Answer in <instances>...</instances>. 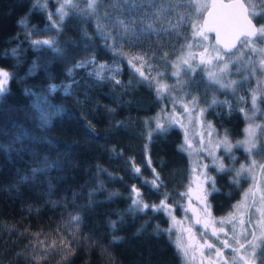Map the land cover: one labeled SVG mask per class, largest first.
<instances>
[{
	"label": "trees",
	"instance_id": "16d2710c",
	"mask_svg": "<svg viewBox=\"0 0 264 264\" xmlns=\"http://www.w3.org/2000/svg\"><path fill=\"white\" fill-rule=\"evenodd\" d=\"M61 2L0 0V67L10 73L7 91L0 95V264H37V260L39 264H183L173 231H165L171 229L167 214L129 211L131 188L136 185L149 204H159L168 192L169 203L175 204L173 213L181 214L180 193L187 188L191 171L189 156L179 150L182 132L174 126L148 140L149 127L155 128V115L167 107L168 97L159 98L155 86L143 81L128 63L135 51L125 47L126 55L117 56L104 46L95 34L94 19L70 12L59 32L49 31L48 15L56 13ZM32 30L42 34L31 39L53 38L62 51L38 53L27 39ZM187 36L191 39L190 30ZM93 58L94 63L84 69L74 67ZM100 64L119 71L106 68L103 80L89 75ZM159 65L154 64L152 71L143 65L146 75L163 72L164 77L157 79L174 83L170 65ZM253 80L235 95L222 90L207 93L209 102L215 95L234 106L231 112L227 106L217 107L203 117L216 133L227 131L231 142L242 136L246 119L240 108H250V89L257 88ZM196 84L203 94L207 77L199 69L193 88ZM50 85L61 87L49 91ZM242 95H246L243 102ZM258 104L264 109V103ZM42 110L51 113L44 126ZM34 153L39 160H34ZM231 155L235 160L219 153L233 169L230 174L208 168L218 189L208 197L213 219L228 214L247 185L246 176L233 183L235 169L249 159L247 153L234 148ZM149 157L166 184L159 192L144 184L153 178ZM45 158L58 166L31 182L21 179L34 167H44ZM133 160L141 168L139 176L132 171ZM72 215L80 216L78 227L71 222Z\"/></svg>",
	"mask_w": 264,
	"mask_h": 264
},
{
	"label": "snow or ice",
	"instance_id": "6c2138e0",
	"mask_svg": "<svg viewBox=\"0 0 264 264\" xmlns=\"http://www.w3.org/2000/svg\"><path fill=\"white\" fill-rule=\"evenodd\" d=\"M70 12H79L82 16L94 19L95 34L103 39L104 46L111 49L115 55H126L125 47L135 51L128 59V63L135 68L143 81L155 86L159 98H170L171 110L162 108L161 114L155 118V128L149 127V142L153 136L164 135L174 126H179L185 129L186 134L179 150L188 152L189 155H192L193 151L206 152L216 165L217 172L230 174L233 171L225 165L222 157L216 155L217 148L222 147L233 160H235V156L231 155L233 149L242 148L251 158L249 163L241 164L239 169H235L233 183L238 184L243 177L251 176L253 184L244 192L239 205L233 206L234 211L218 222L212 218L211 204L208 202L209 195L218 191L215 180L203 171L208 168L207 164H197L193 167L187 191L180 193V196L189 198L185 212L193 211L194 223L203 226L204 231L198 233L200 237H207L210 232L218 244L208 238H204L201 243L191 227L183 228V233L187 234V241L178 245L183 255L193 261L199 256L201 264L205 260L207 264H258V262L264 264V180L257 179L258 176H264V124L255 122L257 113L264 116V109L258 106V103H264V0H229L228 3H224L223 0H62L56 13L48 15L50 21V25L46 26L48 30L55 29L59 32ZM54 16L57 19H53ZM189 30L191 39L187 36ZM41 34L42 32L37 30L29 32L27 39L31 40V47L34 50L38 53L48 49L57 53L62 51L53 38L31 39L32 36ZM209 34H214V43L210 42ZM182 37L185 43L180 44ZM193 48L201 50L193 51ZM16 52L17 50L13 49V55H16ZM135 62H140L141 67H137ZM157 62H160L159 66L165 68L170 65L171 77H175L174 83L168 84L162 79H157L164 77L163 72L150 76L142 70L143 65L147 64L149 71H152ZM93 63L94 58L78 62L74 67L84 69ZM35 67L39 65L34 64ZM106 68L105 64H100L95 71L89 72V75L103 80L106 78ZM198 69L207 77L203 94L200 92L199 84L193 88L198 78ZM107 70L119 71L111 68ZM68 71L71 73L73 69ZM233 75L238 78L234 79ZM252 78H257V88L250 89L251 107L240 108V112L248 121L244 129V139L233 144L228 138L227 131L223 137L216 139L212 135V125L209 122L207 145L201 137L199 148L194 149L193 142L187 138L188 124L202 123L204 114L217 107L227 106L230 112L234 110L229 101H220L215 95L209 102L207 93L222 90L235 95L243 91ZM9 79L10 73L0 69V95L7 91ZM116 83L119 84L120 81L117 80ZM57 87L61 86L50 85L49 91ZM65 91L68 92L67 87ZM246 95L240 96L239 100L245 101ZM38 102H42V98H39ZM201 104L204 107H201ZM177 105L183 109L182 112L178 111ZM50 115L51 113L41 111V126L48 123ZM145 125L149 126L150 121L146 120ZM147 148L146 144V151ZM257 156L260 160L255 158ZM33 157L34 160H39L38 154L34 153ZM43 164L44 167H34L30 175L21 179L31 182L38 174L46 175L47 169L58 166L48 158H45ZM147 164L152 168L153 178L144 181V184H150L152 190L159 192L166 187L165 181L157 169L152 167L150 157ZM132 171L136 176L141 174V168L134 160ZM206 181L211 182L210 188L204 187ZM193 192L197 205L195 208L192 206ZM89 195L91 196V193ZM169 200L170 194L165 192L159 204H149L145 202L140 188L133 185L129 211L146 213L151 209L153 212H164L175 224L177 223L173 214L175 204L169 203ZM79 221V215L71 216V222H74L76 227L79 226ZM116 224L117 222H112L113 229L116 228ZM165 231L170 232L171 229ZM116 241L117 238L114 236L113 242ZM61 244L65 248L68 247L63 240ZM225 249L231 250V259L225 254ZM47 251L45 248L39 254L40 257L43 258ZM32 259L35 260L36 257L33 256Z\"/></svg>",
	"mask_w": 264,
	"mask_h": 264
},
{
	"label": "rangeland",
	"instance_id": "374dc122",
	"mask_svg": "<svg viewBox=\"0 0 264 264\" xmlns=\"http://www.w3.org/2000/svg\"><path fill=\"white\" fill-rule=\"evenodd\" d=\"M210 42L213 43L212 39H211V36H210ZM199 50H201V49L193 48V51H199ZM137 67H141V66H137ZM0 69H3V68L0 67ZM142 70L145 72V74H148V70L146 68L142 67ZM253 81L255 82V86L257 87V78H254ZM169 99L170 98H168V105H167L166 108H167V110L170 111L171 110V104L169 102ZM249 101H250V107H251L250 97H249ZM258 106L260 107L261 105L258 104ZM177 109H178V111H181V112L183 111V109L180 108L179 105H177ZM159 114H161V111L158 112L155 115V118ZM257 117H258V120H256L255 122L264 124V116H261L260 113H257ZM154 121H155V119H154ZM208 123L209 122L203 120L202 123L193 122V123L188 124V127H187V138L190 139L193 142L194 149L199 148L201 137H203L204 144L207 145L208 140H209V136H208L209 129L207 128V124ZM247 124H248V121L246 120V124L244 126V129L247 127ZM177 127L182 132V144H183L184 141H185V138H186L185 129H183V128L179 127V126H177ZM244 129H243V133H242L241 138H239L236 141L244 139V136H245ZM212 135L216 139H219V138L224 136L222 134L216 133V131L213 128H212ZM236 141H234L232 143L235 144ZM220 152L227 153V152L224 151V149L222 147L216 149V155L219 156ZM186 154L189 156L190 170L191 171H192L193 167H195L197 164H200V165L207 164L208 168L212 167V166L216 168V165L213 164V162H212V158L210 156H208L206 152L197 153L196 151H193L192 155H189L188 152H186ZM250 159L251 158H249L247 160V162L242 163V164L249 163ZM240 165L238 166V169L240 168ZM208 168L207 169H203V171H205L208 175H210ZM191 171H190V173H191ZM198 171H200V169H198ZM257 171H259V170H257ZM246 177H247V185H246L245 189L243 190V192L241 193V195L239 196L238 200L234 203V205H239V203L243 200L244 192L247 189H249V187L253 184L252 177L251 176H246ZM257 179L258 180H264V176H258ZM210 184H211V182L206 181L205 184H204V187L205 188H209ZM193 188H195V184L194 183H193ZM186 191H187V188L185 189L184 192H186ZM191 195L193 197L192 206L195 208V207H197L196 201L194 199L195 192H193ZM188 205H189V198L187 196H185V197H183V201H182L181 206H180L181 214L180 215H175L173 213L176 216L177 223L174 224L173 221L171 220V218L167 215L169 217V226H170L171 230L173 231L174 243H175V246L178 249V251H179V253H180L181 257H182L183 264H201V260H200L199 256H197V259L193 261V260L190 259V257L186 258L183 255V253L181 252L180 248L178 247L179 244L185 243L187 241V234L183 233V231H182L183 228L191 227L193 229V232L197 233V239L200 240L201 243H203V239L206 238V237H200L198 235V233L201 232V228L203 226L194 223L195 217H194L193 211L189 210V211L185 212V208L188 207ZM233 211H234V207H232L231 211L228 214H226L224 217H228L229 214L232 213ZM245 211H247V210L245 209ZM197 214H199V213H197ZM221 218H216L214 220L218 222ZM245 219H247V217H245ZM228 227L230 228L231 226L229 225ZM202 231H204V229ZM207 238L210 239L212 242H215V243L218 244V241H216L215 238L211 237L210 232L208 233ZM224 251H225V254L228 256V258L231 259V250L230 249H225ZM212 254L214 255V252ZM203 264H207V260H205L203 262Z\"/></svg>",
	"mask_w": 264,
	"mask_h": 264
},
{
	"label": "water",
	"instance_id": "95a60500",
	"mask_svg": "<svg viewBox=\"0 0 264 264\" xmlns=\"http://www.w3.org/2000/svg\"><path fill=\"white\" fill-rule=\"evenodd\" d=\"M224 3H228L229 0H223ZM211 36L212 42L214 43V34H209Z\"/></svg>",
	"mask_w": 264,
	"mask_h": 264
},
{
	"label": "flooded vegetation",
	"instance_id": "af4514ba",
	"mask_svg": "<svg viewBox=\"0 0 264 264\" xmlns=\"http://www.w3.org/2000/svg\"><path fill=\"white\" fill-rule=\"evenodd\" d=\"M203 229H204V228L202 227V228H201V231H202ZM206 238H207V237H206Z\"/></svg>",
	"mask_w": 264,
	"mask_h": 264
}]
</instances>
